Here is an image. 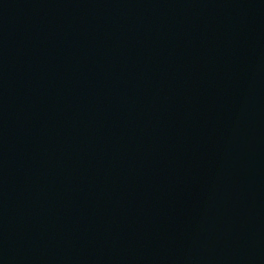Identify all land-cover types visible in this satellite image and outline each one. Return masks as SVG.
Masks as SVG:
<instances>
[{"label":"water","instance_id":"1","mask_svg":"<svg viewBox=\"0 0 264 264\" xmlns=\"http://www.w3.org/2000/svg\"><path fill=\"white\" fill-rule=\"evenodd\" d=\"M0 264H264V0H0Z\"/></svg>","mask_w":264,"mask_h":264}]
</instances>
